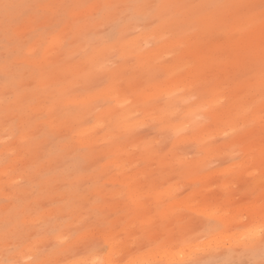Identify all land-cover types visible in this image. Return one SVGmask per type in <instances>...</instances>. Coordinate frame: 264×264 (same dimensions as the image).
<instances>
[{
	"label": "rangeland",
	"instance_id": "1",
	"mask_svg": "<svg viewBox=\"0 0 264 264\" xmlns=\"http://www.w3.org/2000/svg\"><path fill=\"white\" fill-rule=\"evenodd\" d=\"M261 3L0 0V264H125L133 258L128 264L137 258L135 264L152 258L148 264H163L173 257L170 248L177 252L199 240V248L193 244L195 251L186 252H193L189 258L187 246L179 249L183 255L177 252L181 259L175 256L165 264H189L196 252L200 258L217 255L214 260L263 264L259 235H252L264 226ZM69 4L89 7L69 9L55 20L51 14L58 9L46 7ZM129 4L169 7L158 9L162 23L157 24L150 22L160 15L157 9H145L148 22L140 25L119 23L125 8L105 11L102 21L87 19L98 10L92 6ZM53 23L59 27L53 29ZM204 48L209 50L205 54ZM207 209L217 211L212 217ZM241 234L248 240L243 237L246 243L238 244ZM204 241L220 245L206 248Z\"/></svg>",
	"mask_w": 264,
	"mask_h": 264
},
{
	"label": "bare ground",
	"instance_id": "2",
	"mask_svg": "<svg viewBox=\"0 0 264 264\" xmlns=\"http://www.w3.org/2000/svg\"><path fill=\"white\" fill-rule=\"evenodd\" d=\"M249 2H250V1H249ZM255 2H256V1H255ZM171 3H174V2L172 1ZM180 3H181V2H178V4H180ZM162 4H163V3H162ZM186 4H187V2H186ZM251 4H252V3H251ZM164 5H165V4H164ZM182 5H183V4H182ZM204 5H205V4H204ZM257 5H258V4H257ZM171 7H172V5H171ZM171 7H170V8H171ZM206 7H207V5H206ZM204 8H205V7H204ZM254 8H255V6H254ZM258 9H259V8H258ZM157 10H158V9H157ZM158 11H159V10H158ZM239 11H240V10H239ZM248 11H249V10H248ZM174 12H176V11L174 10L173 13H174ZM260 12H261V11H260ZM159 13H160V11H159ZM159 13H158V14H159ZM164 13H165V12H164ZM169 13H170V12H169ZM169 13H167V14H169ZM171 13H172V12H171ZM173 13H172V14H173ZM167 14H166L165 16H167ZM160 15H161V13H160ZM178 15H180V14H178ZM170 16H171V15H169V17H170ZM172 17H173V16H172ZM177 17H178V16H177ZM163 18H164V17H163ZM175 18H176V16H175ZM261 18H262V17H261ZM165 19H166V18H165ZM172 19H174V18H172ZM167 20H168V19H167ZM167 20H166V21H167ZM195 20H196V19H195ZM242 20H243V19H242ZM254 20H255V19H254ZM254 20H253V21H254ZM262 20H263V19H262ZM177 21H178V20H177ZM253 21H252V23H253ZM258 21H259V20H258ZM179 22H180V20H179ZM252 23H251V24H252ZM255 23H256V22H255ZM243 24H246V23H243ZM248 24H249V23H248ZM152 25H153V24H152ZM247 26H248V25H247ZM252 26H253V25H252ZM254 26H255V25H254ZM259 26H260V24H259ZM244 27H245V26H244ZM244 27H243V28H244ZM248 27H249V26H248ZM257 27H258V26H257ZM164 29H166V27H164ZM216 29H217V28H216ZM166 30H167V29H166ZM170 31H171V30H170ZM211 31H212V30H211ZM218 31H219V30H218ZM248 32H249V31H247V33H248ZM215 33H216V32H214V34H215ZM128 34H129V33H128ZM206 35H208V33H207ZM219 35H220V34H219ZM241 35H242V34H241ZM62 36L65 37V35H61V38H62ZM139 37H140V36H139ZM199 37H200V36H199ZM61 38H59V39H61ZM185 38H186V37H185ZM193 38H194V37H193ZM218 38H219V37H218ZM222 38H223V37H222ZM65 39H66V38H65ZM136 39H138V38L136 37V38L134 39V40L137 42ZM140 39H141V37H140ZM140 39H139V41H140ZM144 39H145V38H144ZM214 39H215V38H214ZM261 39H262V37H261ZM62 40H63V39H61V41H62ZM263 40H264V38H263ZM258 41H259V40H258ZM129 42H130V41H128V43H129ZM136 42H134V43H136ZM169 42H170V41H169ZM178 42H179V41H178ZM209 43H210V42H209ZM257 43H258V42H257ZM257 43H256V45H257ZM259 43H262V42H259ZM177 44H178V43H177ZM177 44H176V45H177ZM211 44H212V43H211ZM130 45H131V44H130ZM225 45H226V44H225ZM254 45H255V44H254ZM127 46H128V45H127ZM127 46H126V47H127ZM154 46H155V45H154ZM163 46H164V45H163ZM251 46H252V45H251ZM132 47H133V46H132ZM134 47H135V46H134ZM136 47H137V46H136ZM139 47H140V46H139ZM258 47H259V46H258ZM151 48H152V47H151ZM153 48H154V47H153ZM153 48H152V49H153ZM252 48H253V47H252ZM135 49H136V48H135ZM162 49H165V48H162ZM191 49H192V48H191ZM197 49H198V48H197ZM204 49H206V48H204ZM131 50H132V48H131ZM136 50H138V49H136ZM150 50H151V49H150ZM156 50H157V48H156ZM159 50H161V49H159ZM159 50H158V51H159ZM198 50L200 51V49H198ZM252 50H253V49H252ZM152 51H153V50H152ZM165 51H167V50H165ZM201 51H203V50H201ZM204 51H205V52H203V53L205 54V53H206L207 51H209V50L206 49V50H204ZM234 51H235V50H234ZM162 52H163V50H162ZM162 52H160V53H162ZM256 52H257V51H256ZM143 53H144V52H143ZM147 53H148V52H147ZM164 53H165V52H164ZM208 53H209V52H208ZM218 53H219V52H218ZM254 53H255V51H254ZM153 54H154V53H153ZM155 54H156V53H155ZM204 54H202V55H204ZM220 54H221V53H220ZM144 55H147V54L144 53ZM216 55H217V54H216ZM221 55H222V54H221ZM237 55H238V54H237ZM155 56H156V55H155ZM158 56H159V55H158ZM214 56H215V54L213 55V57H214ZM242 56H243V55H242ZM147 57H148V56H147ZM147 57H146V58H147ZM149 57H150V56H149ZM151 57H152V56H151ZM213 57H212V58H213ZM240 57H241V56H240ZM201 58H202V57H201ZM245 58H246V57H245ZM144 59H145V58H144ZM204 59H205V58H204ZM207 59H208V58H207ZM208 60H209V59H208ZM216 60H218V59L215 58V61H214L215 63H216ZM237 60H238V59H237ZM144 61H145V60H144ZM144 61H143V62H144ZM223 61H224V60H223ZM233 61H234V60H233ZM238 61H239V60H238ZM260 61H261V60H260ZM108 62H109V60H108ZM146 62H148V61H146ZM185 62H186V61H185ZM187 62H188V61H187ZM200 62H201V61H200ZM210 62H212V61H210ZM214 62H213V63H214ZM221 62H222V61H221ZM243 62H244V61H243ZM139 63H140V62H139ZM188 63H189V62H188ZM190 63H191V62H190ZM197 63H198V62H197ZM202 63H203V62H202ZM202 63H201V64H202ZM218 63H219V62H218ZM203 64H204V63H203ZM216 64H217V63H216ZM176 65H178V64H176ZM199 65H200V64H199ZM206 65H207V64H206ZM143 66H145V65H143ZM215 66H216V65H215ZM221 66H222V65H221ZM221 66H220L219 68H223V67H221ZM229 66H230V65H229ZM146 67H147V66H146ZM200 67H201V66H200ZM203 67H204V66H203ZM212 67H213V66H212ZM231 67H232V66H231ZM233 67H234V66H233ZM192 68H193V65H192ZM213 68L215 69L216 67H213ZM234 68H236V67H234ZM234 68H233V69H234ZM261 68H262V67H261ZM75 69H76V68H75ZM178 69H179V68H178ZM202 69H203V68H202ZM204 69H206V68L204 67ZM208 69H211V68H208ZM216 69H217V68H216ZM216 69H215V70H216ZM262 69H263V68H262ZM212 70H213V69H212ZM229 70H230V69H228V71H229ZM96 71H97V70H96ZM183 71H184V70H183ZM208 71H209V70H208ZM213 71H214V70H213ZM228 71L225 72V73H227V75H228ZM230 71H231V70H230ZM150 72H151V69H150ZM220 72L222 73V71H220ZM220 72H218V73L221 74ZM231 72H232V71H231ZM77 73H78V72H77ZM127 73H128V72H127ZM180 73H181V72H180ZM209 73H210V75H211V72H209ZM147 74H148V73H147ZM147 74H146V75H147ZM183 74H184V72H183ZM198 74H201V73H198ZM219 74H218V75H219ZM221 75H222V74H221ZM223 75H224V74H223ZM234 75H235V74H234ZM86 76H87V74H86ZM183 76H184V75H183ZM198 76H200V75H198ZM201 76H202V74H201ZM206 76H207V79H208V78H209V77H208L209 75H206ZM214 76H215V73H214ZM48 77L50 78V76H48ZM191 77H192V76H191ZM195 77H196V76H195ZM215 77H216V76H215ZM217 77H218V76H217ZM219 77H220V76H219ZM234 77H235V76H234ZM133 78H134V77H133ZM135 78H136V77H135ZM135 78H134V79H135ZM197 78H198V77H197ZM199 78H200V77H199ZM70 79H71V78H70ZM134 79H133V80H134ZM136 79H137V78H136ZM176 79H177V78H176ZM216 79H217V78H216ZM236 79H237V77H236ZM111 80H112V79H111ZM187 80H189V79H187ZM199 80H200V79H199ZM243 80H244V79H243ZM249 80H250V79H249ZM252 80H253V78H252ZM102 81H103V80H102ZM127 81H128V80H127ZM190 81H191V80H190ZM197 81H198V80H197ZM247 81H248V80H247ZM250 81H251V80H250ZM253 81H254V80H253ZM73 82H74V81H73ZM106 82H107V81H106ZM115 82H116V81H115ZM178 82H179V81H178ZM193 82H194V81H193ZM193 82H190V83L192 84ZM231 82H232V81H231ZM254 82H255V81H254ZM256 82H257V81H256ZM256 82H255V83H256ZM103 83H104V81H103ZM108 83H109V82H108ZM131 83H132V82H131ZM160 83H161V82H160ZM162 83H163V82H162ZM166 83H167V82H166ZM183 83H184V81H183ZM183 83H182V84H183ZM185 83H186V82H185ZM225 83H226V82H225ZM127 84H130V83L127 82ZM132 84H134V83H132ZM194 84H195V83H194ZM200 84H201V83H200ZM60 85H61V84H60ZM62 85H63V84H62ZM70 85H71V84H70ZM118 85H120V84H117L116 86L118 87ZM138 85H139V84H138ZM168 85H169V84H168ZM172 85H173V84H172ZM175 85H176V83H175ZM196 85H197V84H196ZM198 85H199V84H198ZM108 86H109V85H108ZM110 86H112V85H110ZM110 86H109V87H110ZM122 86H123V85H122ZM131 86H132V85H131ZM140 86H141V85H140ZM163 86H165V85H163ZM163 86H161V87H163ZM179 86H180V84H179ZM193 86H194V85H193ZM229 86H230V85H229ZM159 87H160V85H159ZM159 87H158V89H159ZM167 87H168V86H167ZM169 87H171V86H169ZM173 87H174V86H173ZM173 87H172V88H173ZM199 87H200V86H199ZM245 87H246V86H245ZM110 88H112V87H110ZM148 88H149V87H148ZM172 88H169V89L171 90ZM196 88H197V87H196ZM247 88H248V87H247ZM119 89H120V88H119ZM149 89H150V88H149ZM162 89H163V88H162ZM166 89H167V88H166ZM174 89H175V87H174ZM187 89H188V88H187ZM220 89H222V87H221ZM225 89H226V88H225ZM250 89H251V88H250ZM106 90H107V89H106ZM170 90H169V91H170ZM172 90H173V89H172ZM172 90H171V92H172ZM178 90H179V89H178ZM258 90H259V89H258ZM258 90H257V91H258ZM262 90H263V89H262ZM52 91H53V90H52ZM121 91H122V90H121ZM126 91H127V90H126ZM149 91H150V90H149ZM152 91H155V90H152ZM156 91H157V89H156ZM163 91H164V90H163ZM173 91H175V90H173ZM250 91H251V90H250ZM107 92H108V91H107ZM113 92H114V91H113ZM142 92H145V91H142ZM147 92H148V91H147ZM208 92H209V91H208ZM225 92H226V91H225ZM225 92H224V93H225ZM227 92H228V91H227ZM261 92H262V91H261ZM152 93H153V92H152ZM252 93H253V92H252ZM107 94H108V93H107ZM110 94L112 95V93H109V94H108V98L111 96ZM128 94H129V93H128ZM128 94H127V95H128ZM150 94H151V93H150ZM205 94H207V93H205ZM219 94H220V93H219ZM219 94H218V95H219ZM242 94H243V92H242ZM263 94H264V93H263ZM89 95H90V94H89ZM138 95H139V94H138ZM155 95H156V93H155ZM171 95H172V94H171ZM203 95H204V94H203ZM203 95H202V96H203ZM229 95H231V94H229ZM229 95L227 96V94H226V97H230ZM54 96H55V95H54ZM77 96H78V95H77ZM85 96H86V95H85ZM90 96H91V95H90ZM128 96H129V95H128ZM140 96H141V95H140ZM189 96H190V94H189ZM216 96H217V95H216ZM219 96H220V95H219ZM262 96H263V95H262ZM94 97H95V96H94ZM126 97H127V96H126ZM136 97H137V96H136ZM157 97H159V96H157ZM220 97H221V96H220ZM222 97H223V96H222ZM226 97H223V99L226 98ZM232 97H233V96H232ZM252 97H253V96H252ZM111 98H112V96H111ZM127 98H128V97H127ZM190 98H191V97H190ZM61 99H62V98H61ZM118 99H119V98H118ZM134 99H135V97H134ZM157 99H159V98H156V100H157ZM176 99H177V98H176ZM191 99H192V98H191ZM217 99H218V98H217ZM219 99H220V98H219ZM229 99H230V98H229ZM232 99H233V98H232ZM249 99H250V98H249ZM99 100H100V99H99ZM126 100H127V99H126ZM131 100H132V99H131ZM139 100H140V99H139ZM145 100H146V99H145ZM156 100H155V101H156ZM173 100H174V99H173ZM181 100H182V99H181ZM192 100H193V99H192ZM244 100H245V99H244ZM244 100H243V101H244ZM253 100H254V99H253ZM119 101H120V100H119ZM136 101H137V100H136ZM146 101H147V100H146ZM158 101H159V100H158ZM158 101H156V102H158ZM217 101H218V100H217ZM219 101H220V100H219ZM255 101H256V100H255ZM84 102H85V101H84ZM92 102H93V100H92ZM92 102H91V103H92ZM150 102H151V101H150ZM152 102H153V101H152ZM162 102H163V101H162ZM171 102H172V101H171ZM173 102H174V101H173ZM80 103H81V102H80ZM129 103H130V102H129ZM184 103H185V102H184ZM220 103H222V102H220ZM253 103H255V102L253 101ZM120 104H121V103H120ZM161 104H162V103H161ZM178 104H179V103H178ZM189 104H190V103H189ZM206 104H207V103H206ZM224 104H225V103H224ZM237 104H238V103H237ZM239 104H240V103H239ZM250 104H251V101H250ZM71 105H72V104H71ZM71 105H70V107H72ZM128 105H129V104H128ZM128 105H127V106H128ZM140 105H141V104H140ZM145 105H146V103H145ZM145 105H144V106H145ZM152 105H153V104H152ZM176 105H177V104H176ZM232 105H233V104H232ZM147 106H148V105H147ZM201 106H202V105H201ZM207 106H208V105H207ZM226 106H227V105H226ZM247 106H248V105H247ZM89 107H90V106H89ZM125 107H126V106H125ZM138 107H139V106H138ZM145 107H146V106H145ZM149 107H150V106H149ZM153 107H154V106H153ZM155 107H156V105H155ZM182 107H183V106H182ZM193 107H194V106H193ZM217 107H218V105H217ZM219 107H221V106H219ZM248 107L250 108V106H248ZM103 108H104V107H103ZM105 108H106V107H105ZM183 108H184V107H183ZM191 108H192V107H191ZM224 108H225V107H224ZM229 108H230V107H229ZM262 108H263V107H262ZM112 109H113V107H112ZM153 109H154V108H153ZM219 109H220V108H218V110H219ZM233 109H234V108H233ZM251 109H252V108H251ZM114 110H115V109H114ZM135 110H136V109H135ZM148 110L150 111V109H148ZM158 110H159V109H158ZM221 110H222V109H221ZM227 110H230V109H227ZM262 110L264 111V109H262ZM93 111H94V110H93ZM136 111H137V110H136ZM161 111H162V110H161ZM183 111H184V110H183ZM189 111H190V110H189ZM215 111H216V110H214V112H215ZM231 111H232V109H231ZM155 112H156V111H155ZM174 112L177 113V112H176V109H175ZM228 112H229V111H228ZM98 113H99V112H98ZM162 113H163V112H162ZM168 113H169V112H168ZM201 113H203V112H201ZM231 113H232V112H231ZM243 113H245V112H243ZM243 113H242V115H241L242 117H244V116H243ZM82 114H83V113H82ZM100 114H101V113H100ZM149 114H150V113H149ZM165 114H166V112H165ZM165 114H164V115H165ZM187 114H188V113H187ZM189 114H190V113H189ZM238 114H239V112H238ZM247 114H248V113H247ZM108 115H110V113H109ZM125 115H127V114H125ZM162 115H163V114H162ZM169 115H170V114H169ZM202 115H203V114H202ZM223 115H224V114H223ZM225 115H226V117H227V114H225ZM225 115H224V116H225ZM233 115H235V114L233 113ZM76 116H77V115H76ZM78 116H80V113L78 114ZM154 116H155V115H154ZM156 116H157V115H156ZM175 116H177V114H176ZM221 116H222V115H221ZM224 116H223V117H224ZM231 116H232V115H231ZM178 117H180V115L177 116L176 118H178ZM239 117H240V115H239ZM156 118H157V117H156ZM202 118H203V116H202ZM231 118H232V117H231ZM248 118H249V114H248ZM144 119H145V118H144ZM148 119H149V117H148ZM173 119H175V117H174ZM183 119H185V118H183ZM188 119H189V118H188ZM188 119H187V120H188ZM218 119H219V121H220L221 118H218ZM226 119H228V118H226ZM237 119H238V118H237ZM239 119H240V118H239ZM250 119H251V118H250ZM85 120H86V119H85ZM117 120H118V119H117ZM168 120H169V119H168ZM168 120H167V121H168ZM215 120H216V119H215ZM103 121H104V120H103ZM103 121H102V122H103ZM137 121H139V120H137ZM140 121H141V120H140ZM140 121H139V122H140ZM173 121L175 122V120H173ZM182 121H183V120H182ZM182 121H181V122H182ZM221 121H222V119H221ZM246 121H247V120H246ZM248 121H249V120H248ZM93 122H94V121H93ZM115 122H116V121H115ZM119 122H121V120H120ZM169 122H170V121H169ZM169 122H168V123H169ZM176 122H177V121H176ZM178 122H179V121H178ZM181 122H180V123H181ZM186 122H187V121H186ZM188 122H190V121H188ZM239 122H240V120H239ZM111 123H112V122H111ZM111 123H110V124H111ZM116 123H117V122H116ZM122 123H123V121H122ZM129 123H130V122H129ZM136 123H137V122H136ZM166 123H167V122H166ZM171 123H172V122H171ZM180 123H178V125H179ZM194 123H195V122H194ZM236 123H237V122H236ZM236 123H235V124H236ZM246 123H247V122H246ZM248 123H249V122H248ZM100 124H101V122H100ZM112 124H113V123H112ZM213 124H214V123H213ZM233 124H234V123H233ZM134 125H135V122H134ZM146 125H147V124H146ZM222 125H223V124H222ZM112 126H113V125H112ZM181 126H182V125H181ZM181 126H180V127H181ZM220 126H221V124H220ZM223 126H225V125H223ZM236 126H237V125H236ZM260 126H261V124H260ZM91 127H92V126H91ZM98 127H99V126H98ZM101 127H104V125H102ZM109 127H110V126H109ZM109 127H107V128H109ZM139 127H140V126H139ZM238 127H239V126H238ZM238 127H237V128H238ZM86 128H87V127H86ZM140 128H141V127H140ZM140 128H139V129H140ZM170 128H171V127H170ZM232 128H233V127H232ZM257 128H258V127H257ZM109 129H110V128H109ZM171 129H172V128H171ZM181 129H182V128H181ZM216 129H217V128H216ZM228 129H229V128H228ZM235 129H236V128H235ZM85 130H87V129H85ZM85 130H84V131H85ZM88 130H89V128H88ZM88 130H87V131H88ZM217 130H218V129H217ZM254 130H255V131H258V129H254ZM187 131H188V130H187ZM259 131H260V130H259ZM259 131H258V132H259ZM97 132H99V130H98ZM138 132H139V131H138ZM165 132H166V131H165ZM219 132H220V131H219ZM252 132H253V131H252ZM258 132H256V133H258ZM250 133H251V132H250ZM160 134H161V133H160ZM102 135H103V134H102ZM102 135H100V136H102ZM105 135H106V134H105ZM171 135H172V134H171ZM201 135H202V134H201ZM203 135H204V134H203ZM252 135H254V134H252ZM108 136H109V135H108ZM108 136H107V137H108ZM184 136H185V135H184ZM215 136H216V135H215ZM104 137H105V136H104ZM171 137H172V136H171ZM252 137H253V136H252ZM256 137H257V136H256ZM256 137H255V138H256ZM90 138H91V137L88 138V141H89ZM160 138H162V137H160ZM195 138H196V137H195ZM243 138H244V137H243ZM253 138H254V137H253ZM98 139L101 140L100 137H99ZM98 139H96V140L98 141ZM107 139L109 140V138H107ZM140 139H141V138H140ZM183 139H184V138H183ZM203 139H204V138H203ZM102 140H103V138H102ZM86 141H87V140H86ZM118 141H119V140H118ZM93 142H96V141H93ZM178 142H179V141H178ZM263 142H264V141H263ZM102 143H103V142H102ZM124 143H125V142H124ZM234 143H235V142H234ZM96 144H98V143L96 142ZM251 144H252V143H251ZM84 145H85V142H84ZM102 145H103V144H102ZM120 146H121V145H120ZM122 146H123V145H122ZM128 146H129V145H128ZM124 147H125V144H124ZM124 147H123V148H124ZM104 148H106V147H104ZM117 148L119 149V147H117ZM121 148H122V147H121ZM121 148H120V149H121ZM125 148H126V147H125ZM125 148H124V150H126ZM136 148H137V147H136ZM260 149H261V146H260ZM111 150H112V148H111ZM113 150H116V149L114 148ZM124 150H123V151H124ZM201 150H202V148H201ZM106 151H108V148H107ZM109 151H110V150H109ZM120 151H122V150H120ZM246 151H247V149H246ZM96 152H98V151H96ZM114 152H116V151H114ZM107 153H108V152H107ZM137 153H138V152H137ZM201 153H203V150H202ZM97 154H103V153H97ZM198 154H199V152H198ZM146 155H148V154H146ZM155 155H156V154H155ZM249 155H250V154H249ZM100 156H101V155H100ZM121 156H122V155H121ZM124 156H125V155H124ZM185 156H186V155H185ZM198 156H199V155H198ZM201 156H202V155H201ZM103 157H104V155H103ZM146 157H147V156H146ZM154 157H155V156H154ZM199 157H200V156H199ZM248 157H249V156H248ZM250 157H252V156H250ZM181 158H183V157H181ZM185 158H187V157H185ZM252 158H253V157H252ZM252 158H251V159H252ZM100 159H101V158L99 157V160H100ZM116 159H117V158H116ZM146 159H147V158H146ZM191 159H192V158H191ZM244 159H245V158H244ZM244 159H243V160H244ZM102 160H103V158H102ZM102 160H100V161H102ZM110 160H111V159H110ZM138 160H141V159L139 158ZM187 160L189 161V159H187ZM192 160H194V158H193ZM258 160H259V158H258ZM117 161H119V160H117ZM184 161H185V160H184ZM246 161H249V160L246 158ZM262 161H263V160H262ZM97 162H98V161H97ZM97 162H96V163H97ZM127 162H128V161H127ZM136 162H137V160H136ZM189 162H190V161H189ZM249 162H250V161H249ZM249 162H248V164H249ZM107 163H108V161H107ZM193 163H195V162L193 161ZM238 163H239V162H238ZM196 164H197V163H196ZM232 164H233V163H231V165H232ZM251 164H252V163H251ZM111 165H113V164H111ZM111 165H110V166H111ZM127 165H128V164H127ZM149 165H150V164H149ZM154 165H155V164H154ZM164 165H165V164H164ZM231 165H230V166H231ZM107 166H109V163H108ZM187 166H188V164H187ZM187 166L185 165V167H187ZM258 166H259V165H258ZM122 167H124V166L122 165ZM191 167H192V166H191ZM234 167H236V166H234ZM169 168H170V167H169ZM177 168H178V167H177ZM204 168H205V167H204ZM228 168H229V167H228ZM251 168H253V167H251ZM260 168H261V167H260ZM144 169H145V168H144ZM174 169H175V167H174ZM190 169H191V168H190ZM190 169H189V170H190ZM201 169H202V168H201ZM223 169L225 170V168H223ZM223 169H222V170H223ZM249 169H250V168H249ZM255 169H256V167H255ZM104 170H105V169H104ZM107 170H108V169H106V171H107ZM113 170H114V169L111 170V173L115 174V171H113ZM129 170H130V168H129ZM141 170H143V169H141ZM171 170H172V169H171ZM175 170H176V169H175ZM199 170H200V169H199ZM202 170H203V169H202ZM220 170H221V169H220ZM252 170H253V169H252ZM95 172H96V171H95ZM109 172H110V171H109ZM171 172H172V171H171ZM171 172H170V173H171ZM182 172H183V169H182ZM187 172L189 173L188 170H187ZM254 172H256V171L254 170ZM257 172H258V171H257ZM105 173H106V172H105ZM183 173H185V172H183ZM188 173H185V174H188ZM93 174H94V173H93ZM116 174H117V173H116ZM155 174H156V172H155ZM176 174H177V173H176ZM173 175H174V174H173ZM116 176H117V175H116ZM116 176H115V177H116ZM144 176H145V174H144ZM162 176H163V175H162ZM168 176H169V175H168ZM262 176H263V175H262ZM49 177H50V176H49ZM54 177H55V176H54ZM60 177H61V176H59V178H60ZM115 177H113V179H114ZM181 177H182V178H185L184 176H181ZM181 177H179V178H181ZM190 177H191V176H190ZM59 178H58V179H59ZM96 178H97V177H96ZM142 178H143V177H142ZM188 178H189V176H188ZM194 178H195V177H194ZM194 178H193V179H194ZM215 178H216V177H215ZM261 178H262V177H261ZM49 179H50V178H49ZM53 179H56V181H57V178H53ZM185 179H186V178H185ZM189 179H190V178H189ZM189 179H187V181H188ZM246 179H247V178H246ZM246 179H245V181H247ZM114 180H115V179H114ZM156 180H157V179H156ZM248 180H249V178H248ZM58 181H59V180H58ZM116 181H117V179H116ZM165 181H166V180H165ZM171 181H172V180H171ZM53 182H54V181H53ZM140 182H141V181H140ZM147 182H148V181H147ZM166 182H167V181H166ZM166 182H165V183H166ZM191 182H193V181H191ZM219 182H220V181H219ZM260 182H261V181H260ZM167 183H168V182H167ZM162 184H163V183H162ZM260 184H262V183H260ZM164 185H165V184H164ZM144 186H145V185H144ZM178 186H180L179 183H178ZM229 186H230V185H229ZM63 187H64V186H63ZM66 187H67V186H66ZM67 190H68V189H67ZM83 190L85 191V189H83ZM151 190H152V189H151ZM255 190H257V189H255ZM63 191H65V190L63 189ZM104 191H105V190H104ZM68 192H69V191H68ZM82 192H83V191H82ZM66 193H67V192H66ZM84 193H85V192H84ZM84 193H83V194H84ZM142 193H143V192H142ZM142 193H141V194H142ZM172 193H173V192H171V194H172ZM212 193H213V192H211V193H207V194H209V195L211 196ZM77 194H78V193H77ZM87 194H88V193H87ZM93 194H94V191H93ZM132 194H133V193H132ZM151 194H152V193H151ZM218 194H219V193H218ZM218 194H217V195H218ZM219 195H220V194H219ZM219 195H218V196H219ZM85 196H86V194H85ZM172 196H173V195H172ZM187 196H188V195H187ZM86 197H87V196H86ZM235 197H236V195H235ZM98 199H99V198H98ZM165 199H166V198H165ZM174 199H175V197H174ZM197 199H198V198H197ZM197 199H195V202H194L195 207H196V202L198 201ZM209 199H210V198H209ZM220 199H221V198H220ZM236 199H237V198H236ZM260 199H262V197H261ZM260 199H259V200H260ZM140 200H142V199H140ZM140 200H139V201H140ZM145 200H146V199H145ZM161 200H164V199H161ZM161 200H160V201H161ZM257 200H258V199H257ZM259 200H258V201H259ZM149 201H150V199H149ZM124 202H126V201H124ZM147 202H148V201H147ZM167 202H168V201H167ZM174 202H175V201H174ZM176 202H178V201H176ZM184 202H185V201H184ZM184 202H183V203H184ZM189 202H190V201H189ZM255 202H256V201H255ZM129 203H130V202H129ZM154 203H155V202H154ZM168 203H169V202H168ZM183 203H182V204H183ZM125 204H127V202H126ZM158 204H159V203H157V206H158ZM165 204H166V203H165ZM180 204H181V203H180ZM184 204H185V203H184ZM200 204H201V203H200ZM200 204H199V205H200ZM249 204H253V203H248L247 205H249ZM129 205H130V204H129ZM129 205H127V206H129ZM148 205H149V204H148ZM177 205H178V204H177ZM199 205H198V206H199ZM220 205H221V204H220ZM220 205H219L218 207L221 208ZM154 206H155V205H154ZM157 206H156V208H157ZM162 206H163V205H162ZM181 206H183V205H181ZM193 206H194V205H193ZM198 206H197V207H198ZM201 206H202V204H201ZM205 206H206V205H205ZM205 206L203 205L204 209H205ZM208 206H209V204H208ZM243 206H245V205H243ZM252 206H253V205H252ZM117 207L120 208V206H117ZM239 207H242V206L240 205ZM248 207H249V206H248ZM250 207H251V206H250ZM179 208H180V207H179ZM206 208H208V207L206 206ZM215 208H216V207H215ZM117 209H118V208H117ZM154 209H155V208H154ZM199 209H200V206H199ZM204 209H202V210L204 211ZM212 209H213V208H212ZM212 209H211V210H212ZM216 209H217V208H216ZM216 209H215V210H212L213 213H214L215 211H217ZM222 209H223V208H222ZM228 209H229V208H228ZM244 209H245V208H244ZM104 211H107V210L105 209ZM158 211H159V208H158ZM158 211H157V212H158ZM160 211H163V209L160 210ZM205 211L207 212V213L205 212V214H209L210 209H209V211H208V209L205 210ZM212 211H210V212H211L210 214H211L212 217H213L214 214H212ZM163 212H164V211H163ZM227 212H228V211H227ZM227 212L225 211V214H226ZM215 213H216V212H215ZM239 213H240V212H239ZM185 215H186V214H185ZM168 216H169V215H168ZM222 216H223V215H222ZM123 218H124V217H123ZM218 220H219V219H218ZM228 220H229V219H228ZM263 223H264V222H263ZM263 223H262V224H263ZM132 224H133V222H132ZM262 224H261V225H262ZM97 225H98V224H97ZM130 226H131V225H130ZM132 226H133V225H132ZM152 226H153V225H152ZM253 226H255V225H253ZM256 226H257V225H256ZM256 226H255V227H256ZM262 226H263V225H262ZM150 227H151V224H150ZM263 227H264V226H263ZM249 228H250V227H249ZM251 228H252V227H251ZM253 228H254V227H253ZM253 228H252V229H253ZM261 228H262V227H261ZM256 229H257V231L255 232ZM256 229L253 230V231L255 232L254 234H256V233L258 232V230L260 229V226H259L258 228H256ZM251 231H252V230H251ZM210 232H211V231H210ZM243 232L246 233V232H248V231L246 230V231H243ZM243 232H240V233H243ZM245 233H243V235H244ZM250 233H251V232H250V229H249V234H250ZM106 234H108V233L106 232ZM254 234H252V235L255 236V237L258 236V234H256V235H254ZM241 235H242V234H241ZM243 235H242V239H243V237H244ZM252 235L249 236V237H252ZM100 236H101V235H100ZM185 236H186V235H185ZM202 236H203V235H202ZM213 236H214V237H217V236H215V235H213ZM247 236H248V235H247ZM247 236H246V237H247ZM103 237H104V236H103ZM246 237H244V239H245ZM99 238H100V237H99ZM176 238H177V237H176ZM176 238H175V239H176ZM217 238H221L220 240H222V241L224 240V238H222V237H217ZM217 238L214 239V241L216 240V243L219 242V241H217V240H218ZM240 238H241V236H240ZM175 239H174V240H175ZM177 239H178V238H177ZM212 239H213V238H212ZM244 239H243V240H238V239H237V240H235V241H236L237 243H238L239 241H242V243H244V242H245ZM259 239H260V238H259ZM116 240H117V239H116ZM207 240H211L210 237L207 238ZM245 240H246V239H245ZM247 240H248V239H247ZM247 240H246V241H247ZM256 240H257V238H256ZM200 241H203V240H199V242H200ZM205 241H206V240H205ZM205 241H204L205 244H207V243L209 242V241H207V242H205ZM214 241H213V243H214ZM222 241L219 242L221 245H222V243H221ZM224 241H225V240H224ZM235 241L232 242V245H233V243H234V245H235ZM252 241H253V240H252ZM110 242H111V241H109V243H110ZM199 242H198V243H199ZM210 242H211V241H210ZM210 242H209V243H210ZM250 242H251V241H250ZM112 243H113V242H112ZM196 243H197V241H196ZM196 243L194 244V242H193L194 245H193L192 243H191V244H188V245L186 244V245L189 246V247H190V245H193V246H195V247H196V246L198 247L199 244L197 243V245H196ZM209 243H208V244H209ZM213 243H212V244H213ZM229 243H230V241H229ZM229 243L226 244V245H229ZM239 243H240V242H239ZM239 243H238V244H239ZM245 243H246V242H245ZM251 243H254V242H251ZM256 243L258 244V242H256ZM256 243H254V244H256ZM110 244H111V243H110ZM113 244L115 245V243H113ZM205 244H203V245H205ZM208 244H207L206 248L209 247L210 245H211V246H214V245H215V246H216V245H220V244H215V243H214V245H212V244H209V245H208ZM230 244H231V243H230ZM114 245H113V246H114ZM174 245H175V244H174ZM223 245H225L224 242H223ZM234 245H233V246H234ZM187 246L184 245V246L180 247L181 249H180V248H177V252H179V253L182 252V251H180V250H183V247H185V248H189V247H187ZM193 246H191L189 249H184V253H186L187 251H188L187 253H189L190 250H192V249L194 248ZM241 246H242V245H241ZM111 247H112V245H111ZM172 247H173V246H172ZM204 247H205V246H204ZM216 247H218V246H216ZM259 247H260V246H259ZM113 248H114V247H113ZM113 248H112V249H113ZM191 248H192V249H191ZM198 248H199V247H198ZM123 249H124V248H123ZM179 249H180V250H179ZM209 249H210V248H209ZM209 249H208V250H209ZM216 249H217V248H216ZM220 249H221V252H222V248H218L217 250H220ZM230 249H231V247H230ZM236 249H237V248H236ZM172 250H173V251H172ZM172 250H171V248H170L169 251L173 254V257H174V258L172 257V258L169 259V260L171 261L172 259H175L176 257H178L179 259H181L182 255H183L184 253L182 252V255H179V253H177L176 250H174V248H173ZM200 250H201V251H204V249L202 250V248H201ZM200 250H199V251H200ZM211 250H212V249H210L209 251H211ZM231 250H232V252H233V250H235V249H231ZM231 250H230V251H231ZM166 251L169 253L168 250H166ZM166 251L163 250V253H161V254L165 257V259H166L167 257L170 258V256H168L169 254H168V255H167V254L164 255V253H167ZM192 251L194 252L195 250L193 249ZM197 251H198V249H197ZM205 251L207 252V250H205ZM205 251H204V252H205ZM230 251H229V252H230ZM235 251H236V250H235ZM150 252H152V254H150ZM150 252L148 253L149 255H153V254L155 255V253H156L155 251H150ZM154 252H155V253H154ZM175 252H176L177 255L174 254ZM193 252H192V253H193ZM118 253H119V255L121 256V254L123 253L122 249H121V250L119 249ZM120 253H121V254H120ZM187 253H186L185 255H187ZM192 253H190V254H192ZM110 254H111V253H110ZM114 254H115V253H114ZM148 254H145V255H143V256H146V257H147ZM161 254H159L160 257H161ZM190 254L187 255L188 258H189V256H190ZM224 254H227V253H224ZM229 254H230V253H229ZM90 255H91V254H90ZM105 255H106V254H105ZM111 255H112V254H111ZM149 255H148V256H149ZM178 255H179V256H178ZM185 255L183 256V260H184L185 258H187ZM196 255H197V257H195V258H196L197 260L195 259V261H190L189 264H204V262H206V261H211V260H214V258H217V257H216L217 255H216V256H207V257H203V255H202V257L200 258L199 254H197V252H196ZM222 255H223V254H221L220 256H222ZM231 255H233V254L231 253ZM109 256H110V255H109ZM112 256H113V255H112ZM143 256H142V257H143ZM166 256H167V257H166ZM175 256H176V257H175ZM180 256H181V257H180ZM192 256H194V255H192ZM198 256H199V257H198ZM107 257H108V256H107ZM107 257H105V258H107ZM117 257H118V256H117ZM154 257L156 258V256H154ZM157 257H158V256H157ZM262 257H263V256H262ZM90 258H91V257L89 256L88 260H89ZM105 258H104V261H105ZM110 258H111V257H110ZM110 258H107L106 260H108V259H110ZM114 258H115V257H114ZM143 258H144V257H143ZM143 258H141V259H143ZM168 258H167V259H168ZM178 258H177V259H178ZM188 258H187V259H188ZM228 258H229V257H228ZM231 258H232V257H231ZM91 259L95 260V262H96V259H97V261H99L98 258L95 259V257H92ZM112 259H113V257H112ZM133 259H134V258H133ZM133 259H131L130 261H132ZM137 259H138V258H137ZM137 259H135V260H137ZM144 259H145V261L148 260V259L146 260V258H144ZM144 259H143V261H144ZM152 259H153V258H152ZM152 259H151V260L149 259V261H152ZM223 259H224V258H223ZM225 259H226V258H225ZM251 259H252V258H251ZM258 259H259V258H258ZM85 260H86V259H85ZM113 260H114V259H113ZM115 260H116V259H115ZM135 260L133 261V264L136 263ZM169 260H168V261H164V260H163V262H164L163 264H165V262H167V263L170 262ZM247 260H248V259H247ZM263 260H264V259H263ZM116 261H117V260H116ZM130 261H129V262H126L125 264L130 263ZM145 261H144V262H145ZM149 261H148V262H149ZM153 261H154V260H153ZM156 261H157V260H156ZM156 261H154V262L156 263ZM172 261H174V260H172ZM188 261H189V260H188ZM188 261H187V262H188ZM225 261H226V260H225ZM227 261H228V260H227ZM85 262H86V261H85ZM89 262H90V261H89ZM114 262H115V261H114ZM119 262H121V260H119V261L116 262L115 264H120ZM148 262H146V263L148 264ZM177 262H178V261H177ZM86 263H87V262H86ZM90 263H91V262H90ZM97 263H98V262H97ZM142 263H143V262H142ZM171 263H173V262H171ZM182 263H183V262H182ZM106 264H107V263H106ZM108 264H113V263H112V261L108 260ZM143 264H144V263H143ZM156 264H157V263H156ZM169 264H170V263H169ZM179 264H180V260H179ZM263 264H264V263H263Z\"/></svg>",
	"mask_w": 264,
	"mask_h": 264
},
{
	"label": "snow or ice",
	"instance_id": "3",
	"mask_svg": "<svg viewBox=\"0 0 264 264\" xmlns=\"http://www.w3.org/2000/svg\"><path fill=\"white\" fill-rule=\"evenodd\" d=\"M46 7H55L58 9L55 13H52V18L55 20L56 17L65 16L67 14V10L69 9H79L89 7L88 5H59V6H46ZM94 9H98L91 13L87 19L92 21H102L103 13L105 11H110L117 8H125L127 12H125L121 18L120 24H129V25H140L148 22V15L145 13V9H163L169 6L167 5H145V4H129V5H102V6H92ZM261 16L264 17V0L261 3ZM42 14H38L37 21H39L40 16ZM153 24L162 23V15H153L151 21ZM53 29L58 28L59 25L57 23L52 24ZM261 61L262 68H264V47L261 49ZM261 87L264 89V71L261 73ZM86 223V221H85ZM260 238V246L262 251H264V227L260 228L256 233ZM106 250V246L102 249ZM33 264H38L37 261H33ZM204 264H253L252 261H224V260H211L206 261Z\"/></svg>",
	"mask_w": 264,
	"mask_h": 264
}]
</instances>
